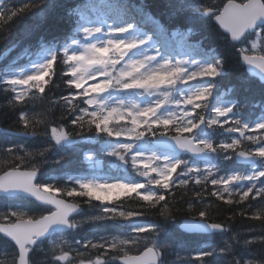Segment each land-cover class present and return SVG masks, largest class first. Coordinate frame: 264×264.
<instances>
[{
    "label": "trees",
    "instance_id": "16d2710c",
    "mask_svg": "<svg viewBox=\"0 0 264 264\" xmlns=\"http://www.w3.org/2000/svg\"><path fill=\"white\" fill-rule=\"evenodd\" d=\"M226 1L0 0V173L14 167L38 170V183L51 186L65 200L80 205L81 217L86 218L79 221L77 231L66 234L71 241L88 240L80 246L81 255L72 253L68 259L55 264L115 260L117 256L137 253L149 245L145 236L154 237L162 244L158 247L159 264H264V174L246 192L227 193L217 182H210L212 176H205L198 181L185 177L180 184L170 185L166 190L155 185L152 196H140L137 189L127 193L117 190L121 194L108 200L66 194L84 191L70 179L85 169V152L96 151L101 142L111 137L104 128L114 133L129 124L125 117L115 125L98 127L89 123L93 114L86 110V99L94 91L84 92L82 72L64 50L77 35L86 10L105 9L113 19H127L131 25L141 26L152 34L162 32L173 54L191 55L206 64L201 75L206 87L188 100L189 105L195 102L190 105L191 126L201 119L206 121L209 105L217 97L228 104V114L223 124L219 123L223 117L210 123L217 127L214 136L218 137V130L227 125L239 127L264 116V85L246 74L240 63L238 44L230 43L211 18L201 16L205 10L220 9ZM261 31L264 36V27ZM46 49H53L54 55L44 72L29 80L23 95L17 97L4 80L7 69L28 65ZM125 82V78L115 75L108 84L110 89L122 94ZM140 120L139 131L144 135L139 139L147 142L161 134H181L177 130L183 127L180 120L169 119L174 123L167 127L157 123L160 118L149 116ZM53 129H63L67 137L57 142ZM260 130L264 133V126ZM250 143L239 140L235 147L216 148L219 159L216 175L241 169L234 162V153L239 148H248ZM26 203L19 210L12 207L0 211L1 223L15 220L13 212L26 214L23 218H37L48 212ZM3 204L1 201L0 206ZM103 207L112 209L110 216L97 214ZM257 213L261 214L259 218H255ZM184 218L221 225L226 242L220 243L217 236L208 240L180 232L178 225ZM137 223L153 224L156 235L147 230L129 245L117 243L107 250L95 243L92 244L97 247L90 246L99 236L118 234L125 226ZM41 246L31 252L32 264H54L50 247L46 242ZM61 248L70 252L68 245L62 244ZM0 250L6 252L0 264L10 261L14 264L15 249L1 236Z\"/></svg>",
    "mask_w": 264,
    "mask_h": 264
},
{
    "label": "rangeland",
    "instance_id": "374dc122",
    "mask_svg": "<svg viewBox=\"0 0 264 264\" xmlns=\"http://www.w3.org/2000/svg\"><path fill=\"white\" fill-rule=\"evenodd\" d=\"M104 9H101V12ZM98 14V13H97ZM85 23L82 26V35L73 39L67 50L71 56L76 57L78 61V66L83 72V78L87 81L85 86V91L96 87L98 84H105L114 73L119 77L125 78L126 83H132L135 80H140L143 82L148 76H161L166 68H170V72L173 75L178 73H184L185 84H178V91L174 96L166 95V90L162 89L160 82L153 79L152 84H143L134 87V92L129 93L130 97L125 98L124 95L115 94L114 92H107L106 90L100 91L94 96L88 98L90 110L96 112L101 109L104 116L108 114L112 109H119L122 114L124 110H131L132 113H137L141 109L149 107H157L158 102L163 98H170L171 107L167 110L160 111L157 110L154 115L163 118H176L180 115H187L189 109L185 106L183 97L194 96L200 85L190 84L189 78H198L196 73L201 69L202 65L194 60H188L187 58L180 57L179 55H165L160 53L161 44L168 46L166 38L162 40L157 38L156 41L152 39V35L147 32L145 35L136 26L129 28L128 20L121 22L118 21H105L106 28L104 29L102 24L95 18L94 13L91 11H85ZM101 19L106 18L102 13ZM107 19V18H106ZM151 35V38H150ZM252 37L246 40L240 46V49L249 54L262 55L264 53V37L261 35L260 31L251 35ZM159 44V45H158ZM106 50V51H101ZM51 55V51H46L39 59H37L33 65L26 68H11V75L7 76V80L12 86L16 87L19 92L24 88L23 81L31 76H36L40 74L45 65V61L48 56ZM107 61L109 64L108 68H104L103 60ZM118 66L116 67V64ZM168 66H165V65ZM87 66L88 71H83V67ZM179 69L178 72H174L175 69ZM103 69L105 71H103ZM124 73H131V75H124ZM176 83V81H175ZM189 84V85H187ZM164 95H166L164 97ZM132 96V97H131ZM135 97V98H133ZM186 98V97H185ZM163 100V101H164ZM210 113L208 116L209 121H217L218 116H223L226 112L225 104L222 101L215 100L211 104ZM214 112V113H213ZM188 125V121L184 122ZM264 118H259L257 122L251 125H244L248 130H241L245 134L244 139H251L253 146L250 147V152L256 154L261 158L257 166L248 169L245 173L230 174L223 179L224 187L227 190H231L232 185L241 182V188L246 189L249 187L260 174L264 171V155L258 153L264 152V143L259 137L263 136L260 133L259 128L263 125ZM227 128L225 134H228ZM256 130V131H255ZM120 135H115L114 139L105 141L100 145L101 152L106 153L102 158L94 156L92 153L88 154V172L81 175L77 182L80 186L84 183H93L96 185H112V184H127L128 182L123 179L124 175L116 173V170H126L133 171L134 174L142 173L145 181L151 183L153 179L157 182H161L164 185L168 179L169 168L174 164L175 160L167 155L158 154L152 149H149L146 145H140L134 143L133 138L127 135V130L119 132ZM209 134L204 131L197 137L198 141L201 143L210 144ZM228 137V136H227ZM226 136L220 139V142H226ZM231 142H236L237 137L231 136L229 139ZM130 144L132 147L130 150H123L122 152L118 149L122 145ZM123 148V147H122ZM116 153V154H114ZM123 156V159L120 157ZM133 157H136L135 163L133 162ZM149 157H154V159L149 160ZM107 158H112L111 161L105 163ZM99 162H94V161ZM130 160V162L128 161ZM104 163L111 169V172L99 173L96 166H102ZM144 164H149L150 167H144ZM155 169V170H153ZM213 166H202L199 167L193 163H186L185 167L181 169V174L194 171L201 172L202 170L211 171ZM234 177H238L234 179ZM138 184V183H137ZM43 188H47L43 186ZM102 189L107 190V188H100L98 191L104 192ZM148 191H144L143 194H147ZM106 212L103 210L102 214ZM83 219V221H85ZM142 227L134 228V232L141 230ZM61 237H54L50 239V242L57 243ZM121 240L119 236L102 237L99 240V244L113 243ZM227 238L225 235H221L220 243H225ZM60 242V241H59ZM3 254H0L2 257ZM92 264L91 262H88Z\"/></svg>",
    "mask_w": 264,
    "mask_h": 264
},
{
    "label": "water",
    "instance_id": "95a60500",
    "mask_svg": "<svg viewBox=\"0 0 264 264\" xmlns=\"http://www.w3.org/2000/svg\"><path fill=\"white\" fill-rule=\"evenodd\" d=\"M204 17L214 15L212 18L213 23L228 36L232 43L240 42L247 33L254 32L258 27L264 25V4L261 0H247L244 3H239L233 0L225 2L220 11H205L202 12ZM241 63L244 65L245 70L251 76L257 78L262 84H264V58L259 56H249L245 54L240 55ZM168 107V101L162 108ZM177 136H162L153 141V145L156 148L172 151L175 153L186 152V154L199 161H209V156L204 149L198 145L193 144V140L182 136L183 140L187 143V146L182 147L177 143ZM243 153V155L241 154ZM256 157L247 154L243 151H237L235 154V162L240 165H254L256 163ZM14 170H8L0 175L3 177L6 173L13 172ZM19 172H28V170H15ZM37 179V174L33 180V184ZM50 194V193H45ZM24 195L27 198L34 200L36 203L44 207L52 208L53 211L49 214L34 220H24L26 224L25 231H16L13 235L9 232L11 224H0V235L10 241L17 249V243L22 247L28 244L30 240L35 239L36 236H40L38 241L47 238L51 233L62 232L70 229L69 218L77 215L81 212V208L76 205L74 211L67 216V223L51 222L48 223L47 228L42 232L32 227L35 221H39L45 217H50L53 212L56 211V206L47 202L46 200L39 199L31 191H26L21 187H0V196H17ZM51 196H53L51 194ZM57 198V197H56ZM60 199V198H57ZM63 200V199H62ZM65 201V200H63ZM66 203H70L65 201ZM73 204V203H71ZM179 229L182 232L192 233H214L221 230V227L215 224H209L203 220H193L185 218L180 222ZM42 233V235H40ZM37 241V242H38ZM33 247V246H32ZM129 260L127 264H157V257L152 249H146L139 255L128 256ZM119 264H126L125 257L118 259Z\"/></svg>",
    "mask_w": 264,
    "mask_h": 264
},
{
    "label": "snow or ice",
    "instance_id": "6c2138e0",
    "mask_svg": "<svg viewBox=\"0 0 264 264\" xmlns=\"http://www.w3.org/2000/svg\"><path fill=\"white\" fill-rule=\"evenodd\" d=\"M101 51H106V50H101ZM89 69L87 66L83 67V71L87 72ZM179 69H175L174 72H178ZM171 74V73H170ZM124 75H131V73H124ZM154 79L153 76H148L147 79H145L143 82H141L140 80H135L132 83L129 84H124L122 85L124 88H134L137 86H140L141 83L147 85L150 84V82ZM160 83H164L163 79L161 78ZM109 87V84H103V85H97L93 91H103L105 88ZM159 107V105H157V107H149V108H144L141 109L138 113H128V116L131 117L130 123L132 125L131 128L127 129V135L130 138H134V139H139L141 138L144 133L139 131V127L142 123V121L140 120V117H148L151 115H154L157 111V108ZM118 119V120H124V114H122L120 112L119 109H112L111 111L108 112V114L106 116L101 117L99 114H93V119L91 121H89L90 124H96L98 127L103 124V125H107L111 120L113 119ZM146 123V121H144ZM158 124L163 125L165 127H167L169 124L174 123V121L169 120V119H160L157 121ZM189 128L186 127H182L179 128L177 131L178 133H184L186 131H189ZM104 131H106L109 135H112V131L109 128H104ZM116 135H120L119 132L115 133ZM53 135L54 138L56 139L57 142L65 139L67 137V133L63 130H56L53 129ZM177 143L181 144L182 147L187 146V143L183 140L181 135H177L176 137ZM206 148L211 149L212 145L211 144H207L205 143L204 145ZM121 147H123L126 151L131 149V145L130 144H126V145H122ZM116 154V153H114ZM243 155V153H241ZM260 155H264V152L262 153H258ZM121 159H123V156L120 157ZM136 157H133V162L135 163L136 161ZM154 159V157H149V160ZM144 167H150L149 164H144ZM177 165H172L171 166V170H174L176 168ZM155 170V169H153ZM36 176V171L32 170V171H28V172H19V171H13L10 173H6L3 177H0V181H4V183L2 185H0V187L3 186H8V187H21L24 188V190L26 191H31L34 195H36L39 199H43L46 200L47 202L54 204L56 206V211L52 213V215L50 217H45L39 221H35L34 224L32 225L33 228H35L36 230L42 232L43 230H45L47 228L48 223L51 222H62V223H67V216L74 211L76 205L75 204H71V203H66L65 201H63L62 199H57L54 195L53 196H43L41 195V193H49V192H53L52 187L49 186L48 188H41L38 185L33 184V180ZM238 177H234V179H237ZM81 188L84 189V191L81 192H76V191H69L66 194L68 196H89L92 197L94 199L97 200H108L111 199L113 195L119 196L121 194V191H123L124 193L127 192H132V191H136V187L135 186H127V185H123V184H112V185H96L93 184L91 182L89 183H84L81 185ZM100 188H107L109 189V191L107 192H101L98 191V189ZM114 190H121V191H116L114 192ZM58 191V190H56ZM13 217H15L16 219L13 221V224L11 225V229L13 231H10L9 234L13 235L14 232L16 231H25L26 230V224L25 221L23 219L22 214H18L13 212L11 214ZM123 215V214H122ZM260 213L256 214L255 218H259L260 217ZM94 247H97V245H93ZM126 260V264L129 260L128 257H125Z\"/></svg>",
    "mask_w": 264,
    "mask_h": 264
},
{
    "label": "clouds",
    "instance_id": "9594fccd",
    "mask_svg": "<svg viewBox=\"0 0 264 264\" xmlns=\"http://www.w3.org/2000/svg\"><path fill=\"white\" fill-rule=\"evenodd\" d=\"M4 181H0V185H2ZM38 183V182H37ZM43 196H51V194L41 193ZM26 215V214H22ZM0 222H2V218H0ZM42 235V233L40 234ZM40 239V236H36L35 239L30 240L27 245L21 248V246L17 243V254L15 255V264H32V260L30 257V253L32 251V246L36 245L37 241ZM52 259L55 262L59 260H63L67 256V252L64 248H61L59 244H53L50 252ZM9 264H13V262H9Z\"/></svg>",
    "mask_w": 264,
    "mask_h": 264
},
{
    "label": "bare ground",
    "instance_id": "6f19581e",
    "mask_svg": "<svg viewBox=\"0 0 264 264\" xmlns=\"http://www.w3.org/2000/svg\"><path fill=\"white\" fill-rule=\"evenodd\" d=\"M145 228H146V230H148L149 231V233H151V234H153V235H156V230H155V227H154V225L152 224V226H150V224H147V226H145ZM167 232H169L168 230H167ZM155 239V238H154ZM155 242H158V241H156V240H154Z\"/></svg>",
    "mask_w": 264,
    "mask_h": 264
}]
</instances>
